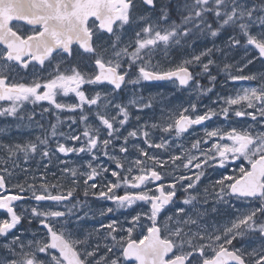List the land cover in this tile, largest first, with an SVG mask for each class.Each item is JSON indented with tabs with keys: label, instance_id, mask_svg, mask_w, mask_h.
Masks as SVG:
<instances>
[{
	"label": "snow or ice",
	"instance_id": "snow-or-ice-1",
	"mask_svg": "<svg viewBox=\"0 0 264 264\" xmlns=\"http://www.w3.org/2000/svg\"><path fill=\"white\" fill-rule=\"evenodd\" d=\"M202 39L211 46L197 50ZM233 51L243 53L234 63L214 58ZM257 62L264 0H0V118L10 121L0 127V264H264V71L249 69ZM214 68L255 84L201 111ZM156 81L189 91L187 104L136 87ZM157 106L158 117L146 113ZM46 115L55 117L47 127ZM214 118L222 123L205 126ZM197 126L203 135L185 145ZM34 127L40 134L13 136ZM233 164L201 190L209 168ZM89 197L112 203L100 217L133 214L84 228L97 215ZM221 206L226 222L210 224ZM24 221L39 225L30 239L15 231Z\"/></svg>",
	"mask_w": 264,
	"mask_h": 264
},
{
	"label": "rangeland",
	"instance_id": "rangeland-1",
	"mask_svg": "<svg viewBox=\"0 0 264 264\" xmlns=\"http://www.w3.org/2000/svg\"><path fill=\"white\" fill-rule=\"evenodd\" d=\"M228 35H229V33L225 32V33H223L219 38L216 39L215 43H216L217 47H221V48L224 47V42H225V40L227 39V36H228ZM220 40H223L224 42H220ZM206 45H207V46H211V43H210L209 41H205V40L202 39V40L196 45V48H197V50H199V49L205 47ZM242 55H243L242 52L233 51V52H229V53L227 54V57H225V56L222 55L220 52H217V53H215L214 58H215V59L217 60V62L222 66V64H223L224 62H232V63H234V62L238 61ZM176 56L179 57V54L177 53ZM249 69H250L251 71H264V65H261L259 62H257L255 65L249 66ZM249 69H246V70H245V74H247V72L249 71ZM215 70H216V69L214 68L213 71H215ZM217 71H218V70H217ZM220 74H221V73H220ZM222 74H223V76H224V78H225V82L220 83V86H222V87H224L226 90H228V93H226V94H221L220 89H219L218 86H217V87L214 88V90H213L214 95H213L212 100L216 98L217 94L222 95V96H227V95H229V94H232L233 91L236 90V89H239V88H241V87H247V86H249L250 84H253V85L255 84V82H253V83H250V82H249V83H247V82H240V83H236V82H235V83H233V82L227 80V78H226V76H225L224 73H222ZM202 79H203V78H202ZM202 79H201V80H202ZM201 82H202V83H201L202 85H205V84L203 83V81H201ZM131 87H132V86H129V88H131ZM136 87L142 90L143 95H144L145 97H148L149 95L160 94L162 97H164V103L169 104V105H173V102H172L173 95L170 94V93H167V92L164 93V92L156 91V89H155L154 87H149V86H146V85H144V84L141 85V86H136ZM128 91H129V89H126V90H125V98H127V93H128ZM208 95H210V93H209ZM188 97L190 98V92H189ZM206 97H207V96H206ZM206 97H203V98L201 99V101L199 102V103H200V109H201L202 111H203L204 106H206L207 104L210 103V102H208V100L206 99ZM189 98H188V99H189ZM187 102H188L187 99H185V98H183L182 96H180V98H179V105H180V104H185V105H186ZM31 107H32L31 105L28 106L29 109H30ZM37 111L39 112V108H37ZM146 113H147L148 115H154V116L158 117V116L160 115V109H159V106L155 107L154 109H152V110H150V111H149V110H146ZM141 115L143 116V115H145V114H141ZM62 118H63V116H62ZM49 121H51V122H55V117H54V116H48V115H46V116H45V119H44V121H43V122L45 123V126H48ZM9 122H10V121H5L4 118H0V127L5 126V125H6L7 123H9ZM134 125H135V120L133 119V126H134ZM64 130L67 131L66 126L64 127ZM38 134H40L39 129H36L35 127L33 128L32 133H29L27 130H24V131H22V132H20V133H16L15 131H13V136H14L16 139H26V138H28L29 135H32V136L34 137V135H38ZM197 136H198V135H197ZM197 136H196V137H197ZM198 137H199V136H198ZM190 140H191V139H189V138H188V139H187V138H186V139L184 138V140H183L182 142H183L185 145H187V144L189 143ZM177 143H178V142H177ZM62 158H63V157H62ZM64 159H67V160L69 161L70 165H71V164H80V163L82 162L81 158H78V157H76V156H70V157H66V158H64ZM83 159L86 160L87 157H84ZM99 163H103V164H105V165H107V166H109V167H114V165H112L111 162L108 161V160H107L106 158H104V157H101V158H100ZM59 167H60V166L57 165L56 162H55V160H54V161H53V164H52V166H51V168H50V171H56V172H58V171H59ZM233 168H235V167H233ZM231 171H232V170L229 168L227 174H232ZM50 178H51V177H50ZM109 178H111V177L109 176ZM207 184L210 185V183H207ZM203 187H204V186H201V190H202ZM181 197H182V196H181ZM82 199H83V198H82ZM88 199H89V204H90V206L92 207V209H93L94 211L97 212V215H96V217L93 218V219H85L84 221H82V225H83L84 228L92 229V228H94V227H98L100 223H108L111 219H117V220L123 222L126 216H130V214H133V210H129V211L124 212V213H123L122 211H120V212H117V213H111V214H108V215L105 216V217H100V216L98 215V212H99L100 209H105V208H107V207H112L113 205H111V204H105V200H96V199H92V197H89ZM178 202H179V201H178ZM208 207H209V210H210V209H211V204H209ZM134 208H135V206H134ZM136 210H139V209L136 208ZM229 211H230V210H229V209H226L224 206H221V213H220L219 215H217V214H213V213H211V211H209L208 222H209L210 224L213 222V220H215V221L218 222V223L226 222V220H227V215H226V213L229 212Z\"/></svg>",
	"mask_w": 264,
	"mask_h": 264
},
{
	"label": "flooded vegetation",
	"instance_id": "flooded-vegetation-1",
	"mask_svg": "<svg viewBox=\"0 0 264 264\" xmlns=\"http://www.w3.org/2000/svg\"><path fill=\"white\" fill-rule=\"evenodd\" d=\"M220 42H224V41L220 40ZM213 74H217V81H216L215 88L218 86V88L220 89L221 94L228 93V90H226L224 87L220 86V83L225 82V78H224L223 74L222 73L221 74L218 73L217 69L215 71H213ZM201 81H203L205 86H208L207 78H203ZM241 82L249 83L248 81H241ZM236 83H240V82H236ZM250 83H253V82H250ZM144 85L149 86V87H154L156 89V91H159V92H164V93L167 92V93L172 94L173 95V98H172L173 105H179L180 96H182L183 98H185V99H187L189 101V99H188L189 98L188 97L189 91H187V90H177V89L174 88V86L170 82H167V81L145 82ZM213 95H214V93L212 92V93H210V95H208L206 97L208 102H210L207 105H211V101H212ZM211 106L215 107V105H211ZM203 110H204V108H203ZM221 123H222V121H220L219 119L214 118L213 121L206 122L205 126L211 128V127L219 125ZM197 135L198 136H202L203 135L202 126H197L194 130H192V132L188 136L185 137V139L186 138L187 139L188 138L189 139H193ZM178 143H180V142L178 141ZM238 163L239 162H237V164ZM233 167H236V165L233 164V165L229 166L227 169H218V168L217 169H212V168H209L207 170V172H206V175L202 178L201 186H208L209 184H207V183L211 184V182H213L216 179L220 178V175L222 173L223 174H227L228 173V169L230 168L232 170ZM119 194H122V190L120 191ZM77 196L80 199L83 198L82 193H77ZM181 196H182V193H178V197H181ZM21 203L25 207H29L34 202L29 200V201H25V202H21ZM105 204H111L112 205V203L110 201H107V200H105ZM122 212L124 213L125 211L122 210ZM0 216H2V213H0ZM38 228H39V225H38L37 222L34 221L33 224L30 226V225L27 224L26 221H24V222H22V224L20 226H18L17 230H15V231H16L17 234L23 233L26 238L30 239L31 238V232L37 230Z\"/></svg>",
	"mask_w": 264,
	"mask_h": 264
}]
</instances>
